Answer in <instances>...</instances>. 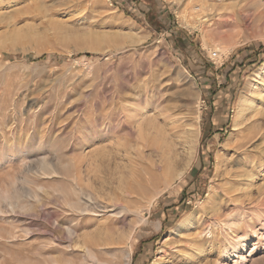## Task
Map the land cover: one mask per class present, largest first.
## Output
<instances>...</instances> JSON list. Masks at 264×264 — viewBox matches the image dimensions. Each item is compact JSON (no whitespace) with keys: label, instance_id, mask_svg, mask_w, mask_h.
<instances>
[{"label":"rangeland","instance_id":"1","mask_svg":"<svg viewBox=\"0 0 264 264\" xmlns=\"http://www.w3.org/2000/svg\"><path fill=\"white\" fill-rule=\"evenodd\" d=\"M157 2L0 0V264H264V0Z\"/></svg>","mask_w":264,"mask_h":264},{"label":"bare ground","instance_id":"2","mask_svg":"<svg viewBox=\"0 0 264 264\" xmlns=\"http://www.w3.org/2000/svg\"><path fill=\"white\" fill-rule=\"evenodd\" d=\"M210 1V0H209ZM220 2L221 1H224V0H219ZM229 1V0H228ZM216 2V1H215ZM217 3H218V1H217ZM228 4V3H227ZM195 10H196V8H195ZM211 12L212 11H214V9H212V7H211ZM261 76V75H260ZM257 77V76H256ZM257 92V91H256ZM245 96V95H244ZM244 96H242L243 98H244ZM248 99L246 100V99H242L241 100V102H240V112H242L243 110L245 111L246 109H247V107H248ZM256 105V104H255ZM251 107H252V105H250ZM259 106V105H258ZM255 107V106H254ZM250 109V108H249ZM258 110V109H257ZM253 111V110H252ZM255 111V110H254ZM254 111L252 112V113H254ZM263 111V110H262ZM259 112H260V109H259ZM258 112V113H259ZM245 113V112H244ZM251 113V114H252ZM250 114V115H251ZM256 114V113H255ZM245 115V114H244ZM253 115V114H252ZM251 115V116H252ZM259 115V114H258ZM251 116L249 117V119L251 118ZM260 116V115H259ZM253 118H255V115H254V117ZM257 119V118H256ZM260 119V118H259ZM256 121H258V119L256 120ZM147 123V122H146ZM238 124V123H237ZM138 125V124H137ZM149 125V124H148ZM148 125H146V129H144V127L142 126V124L140 123L139 124V134H140V137L144 140V138H145V131H146V133L148 132ZM258 125V124H257ZM256 125V126H257ZM260 125V124H259ZM262 125V124H261ZM189 127H188V129H186V133L187 134H185V136L187 135V138H188V140H187V143H189V149H191V150H193L194 148H195V144H196V137H197V133H198V128H197V125L195 124V123H190L189 125H188ZM238 126V125H237ZM254 126V125H253ZM252 125H251V127H253ZM262 127V126H261ZM0 128H1V126H0ZM250 128V127H249ZM255 128V127H254ZM258 128V126L256 127V129ZM263 129V128H262ZM260 130V127L258 128V131ZM263 131V130H262ZM2 133V132H1ZM264 133V132H263ZM262 133V134H263ZM249 137V136H248ZM262 137V136H261ZM258 138V137H257ZM245 142V141H244ZM254 142V141H253ZM8 143V142H7ZM236 145V144H235ZM4 147V146H3ZM137 150H138V152H139V154L141 155V156H143L142 154L144 153V151H143V149L141 148V146L140 147H138L137 148ZM195 150V149H194ZM194 150H193V152H194ZM245 152H246V149H245ZM191 154H192V152H191ZM194 154V153H193ZM243 154H244V152H243ZM131 155V154H130ZM129 155V157L128 158H130L131 156ZM243 156V155H242ZM246 157V156H245ZM132 158H130V160H131ZM190 159H191V156H190ZM129 161V160H128ZM144 161H151V159L150 158H148V159H146V160H144ZM136 164H137V162H136ZM47 166V165H46ZM42 169V168H41ZM40 169V170H41ZM184 170H185V168L184 169H182L177 175L179 176V175H181L183 172H184ZM44 171L46 172V173H50L52 170L51 169H49V168H44ZM40 172V171H39ZM249 175V177H250V174H248ZM247 175V176H248ZM247 176H245V177H247ZM76 180V179H75ZM242 180V179H241ZM246 182V181H245ZM264 189V188H263ZM264 191V190H263ZM262 192V191H261ZM233 197V196H232ZM240 204V203H239ZM241 205V204H240ZM242 206V205H241ZM82 214V213H81ZM71 230H73V229H71ZM83 241V240H82ZM86 240H84V242H83V244H87L86 242H85ZM79 245H80V243H79ZM81 247V246H80ZM85 247V246H84Z\"/></svg>","mask_w":264,"mask_h":264},{"label":"trees","instance_id":"3","mask_svg":"<svg viewBox=\"0 0 264 264\" xmlns=\"http://www.w3.org/2000/svg\"><path fill=\"white\" fill-rule=\"evenodd\" d=\"M147 1L150 3L151 9L146 13L144 22H147L150 25H155V27L158 28L160 31L164 27L159 18L160 15L163 14L162 10H159V5L157 0H147ZM139 20L142 21L141 19ZM43 57H45V55Z\"/></svg>","mask_w":264,"mask_h":264},{"label":"built area","instance_id":"4","mask_svg":"<svg viewBox=\"0 0 264 264\" xmlns=\"http://www.w3.org/2000/svg\"><path fill=\"white\" fill-rule=\"evenodd\" d=\"M212 1H219V0H212ZM211 57H212L213 59H219V58L221 57V54H220L218 51H213V52L211 53Z\"/></svg>","mask_w":264,"mask_h":264}]
</instances>
